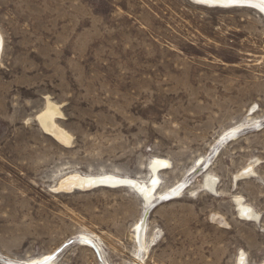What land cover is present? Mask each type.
Segmentation results:
<instances>
[{"label": "rangeland", "instance_id": "obj_1", "mask_svg": "<svg viewBox=\"0 0 264 264\" xmlns=\"http://www.w3.org/2000/svg\"><path fill=\"white\" fill-rule=\"evenodd\" d=\"M260 13L192 0H0V264L70 239L54 264H135L139 194L55 187L70 172L147 183L153 156L170 162L160 192L185 186L153 202L140 264L264 263ZM48 103L68 144L39 122Z\"/></svg>", "mask_w": 264, "mask_h": 264}, {"label": "bare ground", "instance_id": "obj_2", "mask_svg": "<svg viewBox=\"0 0 264 264\" xmlns=\"http://www.w3.org/2000/svg\"><path fill=\"white\" fill-rule=\"evenodd\" d=\"M192 1L206 7H217V8L248 7L257 10L259 11V13L261 12L264 15V0H192ZM1 41L2 40L0 37V50L2 45ZM59 115L61 114L57 106L52 103H48L47 110L39 116V122L47 134L51 135L59 143L68 144L71 138L70 135L62 128L57 126L53 121L54 117ZM243 127H244L243 124H236L226 129L225 132L221 134V136L218 138L219 144L224 142L227 137H230V139L234 137L235 134H237V132L240 129H243ZM169 166H170L169 160L159 156H153L152 159L150 160V163L148 164V170H149L148 173L150 174V178L147 183L140 180L139 177H130L128 175H124L118 172L90 173V174L70 172L66 174L62 179L60 178L61 180L59 181L58 185L55 187V190L57 191L89 190L101 186L114 188V189L125 187L139 194V196H141L142 200L144 201L145 209L143 212L144 214L140 217L139 220L135 222L133 226V233H134V238L136 240V248H137L135 252V259L137 261L135 262V264H140L143 259V255H142L143 252L141 253V251L144 250L145 252H147L148 246L146 243L147 240L145 239L146 227H147L146 216L150 208H152L151 206L153 202H156L157 200H160L164 197L165 198L178 197L180 196L185 186L184 182H177L173 186L169 187L166 191L163 192L159 191V185H160L159 171L162 169H166ZM248 169L252 172L251 168ZM206 186L212 190L215 189L214 180L211 177H209L206 180ZM238 205L241 216L249 220L258 219V215L250 206L243 204L242 202H240V200H238ZM77 237L78 239L76 240L80 242L81 245L89 246L91 248L89 241H93V240H91L88 237H85V235L83 234H80V236ZM95 245L97 246L96 243ZM97 248L100 250L99 259L96 256L94 250L92 248L91 249L93 250L98 260H103L101 249L98 246ZM52 252L47 254H42L36 257L27 258L17 262H10V263L11 264H54L53 257H55L56 255H53L54 252L53 253ZM245 261L246 259L244 255L239 257L238 262L240 264H244Z\"/></svg>", "mask_w": 264, "mask_h": 264}, {"label": "water", "instance_id": "obj_3", "mask_svg": "<svg viewBox=\"0 0 264 264\" xmlns=\"http://www.w3.org/2000/svg\"><path fill=\"white\" fill-rule=\"evenodd\" d=\"M73 242V239H70L68 242L63 243L54 253L53 255H57L58 253H60L67 245H69L70 243ZM89 244L91 246V248L94 250L96 256L98 257V259L100 258V250L97 248V246L95 245V243L93 241H89Z\"/></svg>", "mask_w": 264, "mask_h": 264}]
</instances>
